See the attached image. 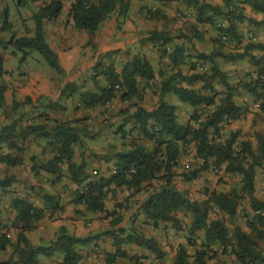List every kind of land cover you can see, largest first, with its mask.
<instances>
[{"label": "trees", "instance_id": "obj_1", "mask_svg": "<svg viewBox=\"0 0 264 264\" xmlns=\"http://www.w3.org/2000/svg\"><path fill=\"white\" fill-rule=\"evenodd\" d=\"M25 1L28 0H18ZM158 1L164 5L169 1L183 2L187 7L193 8L196 19L191 27L193 35L176 37L170 31L158 29L149 31L146 40L158 49L159 70L144 54L132 55L120 71L116 69L113 59L108 63L97 60L92 75V83L96 90L86 91L80 97V105L94 109L107 107L116 98L123 101L138 99L147 90L158 96V102L153 107H146L136 101L131 115L125 118L126 122H133V128L153 144V149L137 142L128 150L114 153L113 166L108 175L98 172L94 175L87 169L89 163L85 156H82L79 162L75 160L76 146L84 143L86 129L78 128L74 120L54 119L52 124H49L44 118L38 123H27L22 127L17 123L5 125L0 130V152L4 144L10 151L2 153L0 161L11 167L20 166L25 162L19 153L22 149L13 137L44 138L48 142L51 156L44 161L32 156L31 171L36 176L42 173L53 176L52 185L60 181L67 172L71 183L76 186L73 202L76 205H84L89 212H105L106 199L112 189L126 188L139 192L150 184L151 191L140 206L145 218L154 226L170 223L177 231L186 228L191 236L188 243L194 247L193 254L189 252L187 245L180 244L175 264H209L219 251L234 256L238 264H264V246L260 242L264 240V202L254 197L256 170L263 166L264 160V133H256V146L251 140H243L240 151L236 150L235 145L240 137V131H232L226 139L218 140L220 125L224 121L241 118L246 109L237 102L234 94L241 86L240 83L233 84L229 74L221 68L215 58L218 55L227 62L249 60L255 65L253 71L255 76L243 84L259 103L260 110L264 112V55L257 56L253 53L255 50L264 51V44L250 41L240 51L229 54L216 49L210 53L191 54L195 49L193 37L198 40L204 38V31L200 30V25L217 28L219 35L214 39L215 45L223 41V34L229 36L228 42L237 44L242 42L238 23L244 20L253 21L245 15V6H250L253 12L264 15V0H222V6L205 0ZM131 3L132 0H73L69 11L76 29L95 33L113 14L127 15ZM62 9L63 0H51L48 5L33 14L36 22L35 36L17 37L11 31V38L0 40V47L7 49L13 46L21 51L25 48L36 49L60 75L66 76L58 55L47 44L44 36V22L57 19ZM146 17L151 20L167 19V15L160 8H147ZM219 17L228 21L226 27L217 26ZM0 18L3 19L2 30H12L7 9L2 11L0 8ZM111 53L112 51L107 55ZM165 62L170 72L164 67ZM198 62H210L211 66L207 67L208 71L203 72L199 70ZM183 66L187 71L184 72ZM102 76L107 82L106 86L100 85L99 78ZM158 77H163V80L159 85H153V82L156 84ZM217 86H222L223 89H217ZM78 90L79 86L75 82H67L60 91V97L71 96ZM5 91L6 86L0 85V107L6 106ZM170 93L194 108L185 123L179 121L177 105L165 99ZM30 100L31 97L27 96L24 103L27 104ZM18 105L20 103L16 101L15 107ZM47 107L60 111L67 109L57 101L51 102ZM128 112L129 109H123L119 113ZM123 124L121 123L118 131H115L122 136L126 132ZM192 144L196 148V156L201 161V167L183 173V180L194 179L202 169L209 168L211 164L225 165L226 173L242 176L241 188H233L228 192L213 191L203 202L192 200L186 192L181 191L174 182L176 175L174 168L179 164L182 151ZM12 149H16L19 154L11 151ZM64 166L67 167L65 171ZM15 181V176L0 177V188H7ZM39 190L42 194L43 207L22 197L13 199L12 207L16 212L18 231L15 239H10L7 232L0 231V251L12 248L14 254L0 260V264H41V255L51 257L55 254L62 255L60 264H84L80 247L96 240V235L77 236L69 233L65 226H61L46 245H35L28 237L27 233L35 228L37 221L45 217L48 209H52L53 212L64 211V206L60 204L57 195L45 191L42 187H39ZM245 196L251 197V207L258 212L254 218L247 220L249 232L240 226H235L231 231L223 219H211L210 214L215 207L235 218ZM180 211L189 213L191 220L189 225H185L178 217ZM116 213L114 210L112 214ZM122 220L123 216L115 217L112 222L113 229L105 232L113 238L114 250L107 254L109 264H113L118 258L130 260L140 258L138 255L131 256L128 253L124 248L127 244L144 246L158 257L165 255L156 239L145 236L136 228L114 229ZM199 232L203 233V240L198 245Z\"/></svg>", "mask_w": 264, "mask_h": 264}, {"label": "rangeland", "instance_id": "obj_2", "mask_svg": "<svg viewBox=\"0 0 264 264\" xmlns=\"http://www.w3.org/2000/svg\"><path fill=\"white\" fill-rule=\"evenodd\" d=\"M209 1L215 5H223L222 0ZM179 4L180 2L176 1H171V3H169L167 19H162L164 23L163 27L176 37L182 35L191 36L193 35L191 27L195 23V16L193 15L194 9L186 7L184 4ZM141 9L146 10V7ZM244 13L248 18H252L253 21L244 20L238 23V28L240 29L239 33L242 35L241 38L243 41L239 44L222 41L216 45L214 44L216 50L226 54L234 53L243 49V47L250 42V34L264 37V15L258 13L253 14L250 6L244 8ZM128 14L131 17V14L135 15L136 13L131 9ZM128 14L125 16L113 14L111 17H116L119 25L127 19L126 17ZM23 18L24 16L22 17L21 9L16 5L12 7L11 21L14 24V31L12 32L17 36L35 35L36 22L34 18L32 17L27 20ZM227 25L228 21L226 19L222 17L218 18V27H226ZM205 27H208V32L210 28L212 29L209 25ZM214 28L217 30L216 27ZM28 30H31V33H29ZM202 30L204 31V28ZM70 31V29H67V37L65 38L56 36L57 47L54 46L61 54V60L64 63V65H61L66 72V76L60 75L36 49H29V55L25 60L26 56H23L22 52L13 55L11 50L9 52H2L4 48L0 47V85L6 86V91L4 93L6 106L0 107V130L5 125L17 123L19 127H22L27 123H38L44 118L49 124H52V120L54 119L63 121L74 120V124L78 128L86 129L87 131L84 137V143L76 146L75 160L79 162L82 156H85L87 161L93 165L90 170L91 173L95 175L98 172L108 175L113 166L114 153L128 150L137 142L147 145L149 149H153V144L148 141V139L142 137L139 132L133 128V122H126L125 118H129L131 115L134 110L133 104L136 101L146 107H153L158 102V96L154 97L150 92L149 94L148 92H144L138 99L123 101L118 98L108 104L107 107H97L94 109H87L80 105L81 94L89 90L92 91V89L95 88L92 83V75L94 74L93 66L95 62L97 60H102L107 63L110 62L112 60V53L109 55H107L108 53L96 54L94 49L95 36L92 35L95 33L83 32L74 34ZM12 32L5 33L4 36L6 40L11 38ZM212 33L215 32L212 31ZM218 35L219 33L217 32V36ZM45 40L51 47L53 43L50 37H45ZM212 42L214 43V40ZM256 42L262 43L259 40ZM202 44H204V42ZM203 47L206 49L207 45L204 44ZM56 49H53L54 52ZM193 51L191 54H194ZM253 53L257 56L264 55V51L259 50H255ZM215 58L219 61V65L222 64L223 67L227 68L226 72L229 74L230 81L233 84L240 83L241 86L234 94L236 95L237 102L246 109L241 118L224 121L220 125V136L218 140L226 139L232 131H240V137L235 143L237 151H240V145L243 140H251L256 146V133H264V112L260 110L259 103L243 84L244 82L251 81L252 77L255 76L253 72L255 65L249 60L231 63L225 61L224 58L218 55H216ZM152 60L153 61L150 60L151 63L159 70L160 63H157L154 58ZM235 63H238L237 67H241V70H239L240 72H238V70L234 71V68L231 67V64ZM198 66L200 71L206 72L209 66H211V63L198 62ZM164 67L168 72L171 71L166 62ZM182 69L184 72L187 71L185 66H183ZM8 70L10 72H8ZM3 71L4 75L2 74ZM37 75L41 78H49L51 81L54 80L53 86L55 88H57V83L62 84L64 81L75 82L79 86V90L71 96L62 97H60V92L58 91L59 94L55 95V97L53 95L50 97L41 96L35 98L36 101L30 96L31 100L26 104L24 102L27 96H23L22 93L16 89L14 82H16V80L22 82L24 79L28 80L30 77L35 78ZM102 79L104 80L105 78L102 76ZM162 80L163 77H158L156 84L153 82V85H159ZM217 89L223 88L222 86H217ZM55 94H57V92ZM167 99L172 103H180L177 111L178 118L180 122L185 123L193 113L194 108L187 103L181 102L179 98L173 94H170ZM16 101L20 103L17 107H15ZM55 101L64 106L68 105L69 109L67 106L65 111L49 109L47 106ZM82 107L83 109H81ZM123 109H129L130 112L119 113ZM121 123H124L123 125L126 130L124 136L115 132L118 131L117 128ZM13 140L21 147L22 150L19 153L24 157L25 162L20 165L19 168H16L8 166L0 161V177L17 176L19 173L22 177L20 181L13 182L12 185L7 188H0V231L7 232L10 239H15L18 231L16 212L12 207L13 199L22 197L28 200L31 199L32 202L40 203L39 201L42 200V195L38 186L47 185V187H50L53 179V176L45 175V173L36 176L31 171L32 163L30 159L32 156L38 157L39 161L47 160L51 156L46 139L37 136L22 139L19 136H15ZM7 151H10V149L4 144L0 155ZM11 151L19 154L16 149H12ZM200 167L201 161L197 158L196 148L192 144L182 151L179 164L174 168L176 174L174 176L175 184L181 191L186 192L190 199L203 202L208 199L209 194L213 191L228 192L233 188H241L242 176L239 174L226 173L224 170L225 165L217 166L211 164L209 168L202 169L194 179L189 181L183 180V173H189L191 170ZM66 169L67 167L64 166V171ZM29 174L32 177L31 180ZM60 181H62V189L64 192L71 190L70 179L66 174L61 177ZM255 188L254 197L264 202V160L263 166L256 170ZM150 191V184L139 192L126 188L112 189L109 194L110 196L106 199L107 209L105 212L100 213L89 212L85 206L83 208L84 210L73 207V210H67V212V208H64L63 212L60 210L53 212L52 209H48L45 217L37 221L35 228L29 231L27 235L35 245H46L54 238L60 228V225L56 222L60 215L65 213L67 216L72 215V218L67 217V220H71L69 223L72 227L76 226L78 223L74 218V216L77 215L79 216L78 219H80L77 220L80 221L78 229L87 231L89 227H93L92 232L89 233L97 236L96 240L80 247L84 256L83 263L109 264L107 262V254L109 251L114 250L113 238L112 235L105 234V232L108 229H110V231L113 229L112 222L115 217L120 215L123 216V220L121 224L114 229L118 227H124L126 229H130L131 227L136 228L145 236L156 239L165 251V255L163 257H158V255L144 246L127 244L124 248L128 253L131 256L138 255L140 258L137 260L118 258L113 264H175V257L180 244L187 245L189 252L193 254L194 247L188 243L189 237L191 236H189L186 228L177 231L172 228L170 223H160L158 226H154L152 222H149L145 218L140 206ZM114 210L117 212L116 215L112 214ZM257 213L258 212L254 211L251 207V197L245 196L241 201L235 218H231L217 207L212 210L210 217L211 219H223L231 231H233L235 226H240L242 229L249 232L247 220L249 218H254ZM178 217L184 221L185 225H189L191 221L189 213L180 211L178 212ZM89 233L86 235H89ZM202 240L203 233H197L198 245ZM260 242L262 246H264V240H260ZM13 254L12 248H8L6 251H0V260L7 259L13 256ZM210 254L212 255V253ZM61 260L62 255L60 254H55L51 257L40 256L41 264H60ZM209 264L238 263L234 256L223 254L219 251V254L214 256L209 261Z\"/></svg>", "mask_w": 264, "mask_h": 264}, {"label": "crops", "instance_id": "obj_3", "mask_svg": "<svg viewBox=\"0 0 264 264\" xmlns=\"http://www.w3.org/2000/svg\"><path fill=\"white\" fill-rule=\"evenodd\" d=\"M72 1L73 0H63V9H62V12L59 15V17L57 19L47 20L44 22V36L50 37V39L53 43V44H51L52 49H56L54 47V46H56V41H57L56 36H60L62 38L67 37V35H66L67 29H70L71 30L70 32H73L74 34L87 32L85 30H78L74 27V21H73L72 16L70 15V11H69ZM205 1L210 2L209 0H205ZM50 2H51V0H36L34 2H31L29 0L25 1V2H18V0H0V3H1L0 8L2 11H4L5 9L8 10L9 21L12 24V30H10V31L9 30H2L3 19L0 18V40H6V38L4 36L5 33L14 31V24L11 21L12 7H14L16 5L19 9H21L22 17L24 16L23 19L27 20V19L32 18L33 14L36 13L41 7L48 5ZM172 2H174V1H172ZM169 3H171V1H169L166 5H164L163 3H161L158 0H132L130 10L131 9L134 10V12L136 13L135 15L131 14V17H130V15L128 14V16L126 17L127 19L124 22H122V24H119V25L117 23L116 17H110L101 24L100 29L97 32H95V34H92L95 36V48L94 49H95L96 54H98V53H103V54L106 53L107 54V53H110L112 51V59L115 62V66H116V69L118 71L121 70L123 64L126 63L130 59L132 54H144L147 56V58L149 60L153 61L152 59L154 58L158 63L160 61L158 49L150 41L146 40L147 33L151 30H154V29H158V30H162V31H169V30H167L163 27L164 23L162 20L148 19L146 17V10H147V8H152V9L160 8L167 15L168 10H169ZM180 4H184V3L180 2ZM145 7H146V10L141 9V8H145ZM186 7H187V5H186ZM247 7L248 6H245V8H247ZM194 13L195 12H193V15L195 16ZM253 14H255V12H253ZM258 14H260V13H258ZM194 22H196V19L194 20ZM202 26H204V27H202ZM205 26L206 25H200L199 26L200 30H202L204 28V38L202 40H198V39L193 37V39H192L194 44H195L194 53H197V52L210 53L215 49V47H214L215 45L212 41L214 40V38L217 37L218 31L214 27L209 25V27H212V29L210 28L209 32H208V27H205ZM238 30L240 31L239 28H238ZM28 31H29V33H31V30H28ZM212 31L215 33H212ZM25 36L33 37L35 35H33V36L25 35ZM17 37H23V36H17ZM178 40H180V39H178ZM256 40H259L264 44V37H262V36L259 37L258 35H256ZM201 42L202 43L204 42V44L207 45V48H206L207 50L204 49V47H203L204 44H202ZM29 49H31V48H25L23 51H21V50H16L13 46H9L7 49H3L2 52H6V51L9 52L11 50V53L13 55H17L19 52H22L23 56H24V52H25L26 53L25 60H26L28 55H29V52H28ZM114 51H117V52L115 53ZM55 52L58 55V58H59V61L61 62V64L64 65L63 61L61 60V54H60L59 50L56 49ZM6 56H7V54H6ZM217 62L219 63V61H217ZM237 65H238V63L231 64V67L234 68V71L238 70V72H240L239 70H241V67H237ZM220 66L224 71L227 70V68L223 67L222 64ZM8 72H10V71L8 70ZM2 74L4 75V71ZM53 81H51V79H49V78H41L40 76L37 75L35 78L30 77V78H28V80L24 79V81H22V82L16 80V82H14V84H15L16 89H18L22 93L23 96H31L32 99L34 101H36L35 98L41 97V96L50 97L51 95H53L55 97V95L59 94V92L63 88L64 84H66V82H67V81H64L62 84L57 83V86H56L57 88H55L53 86ZM99 82H100L101 86L107 85L106 80L105 79L103 80L102 77H100ZM59 87H60V89H59ZM92 90L94 91V90H96V88H94ZM56 92H57V94H55ZM147 92L149 94V90H147ZM170 94H167L165 96V99L168 102H169V100L167 99V97ZM152 95L154 97H157L154 94H152ZM116 99H118V98H116ZM119 100H121V99L119 98ZM170 103H172V102H170ZM172 104L177 105V107L180 105V103H174V102ZM66 106L69 109L68 105H66ZM81 109H83V107ZM26 162H27V160H26ZM88 163L89 164H88L87 169H88V171H90L93 165L90 162H88ZM15 167L19 168L20 166H15ZM65 174H66V176L68 175L67 172H65ZM45 175H48V174L45 173ZM21 178L22 177L19 173L16 176V181H20ZM29 178H30V180L32 178L30 174H29ZM70 185H71L70 187H72L71 190L66 191V192H64V190L62 189V181H58L55 185H53V186L51 185L50 187L49 186L47 187V185H41L38 187H42L45 191H47L51 194L57 195L59 197L60 204L65 206L64 207L65 209L67 208L66 212H67V210H73V207H75L76 209L84 210L83 209L84 205L79 204L80 205V207H79V205H76L73 202V200H74L73 192L76 189V186L73 183H71V181H70ZM109 196L110 195H108V197ZM39 202L40 203H37V202L36 203L34 202V203L40 207H43L44 206L43 201L40 200ZM106 208H107V203H106ZM67 217L72 218V215L67 216L66 213L62 214V215H60V217L58 218V220L56 222L60 225V227L65 226L69 233L77 235V236H86L87 233L92 232L93 227H89L87 229V231H83L81 229H78L80 221H77V220H80V219H78L79 216H77V215L74 216V218L76 219V222H78V223L76 224V226H73V227L69 223V221H71V220H67ZM59 225H58V227H59ZM109 252H111V251H109Z\"/></svg>", "mask_w": 264, "mask_h": 264}, {"label": "built area", "instance_id": "obj_4", "mask_svg": "<svg viewBox=\"0 0 264 264\" xmlns=\"http://www.w3.org/2000/svg\"><path fill=\"white\" fill-rule=\"evenodd\" d=\"M222 39H223V41H229V36L227 34H223L222 35ZM249 41L256 42L257 41L256 40V35L250 34ZM234 43H236V42H234Z\"/></svg>", "mask_w": 264, "mask_h": 264}]
</instances>
